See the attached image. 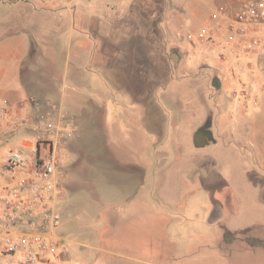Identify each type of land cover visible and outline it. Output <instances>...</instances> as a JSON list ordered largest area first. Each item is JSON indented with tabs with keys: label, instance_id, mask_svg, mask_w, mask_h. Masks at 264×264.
<instances>
[{
	"label": "crops",
	"instance_id": "crops-1",
	"mask_svg": "<svg viewBox=\"0 0 264 264\" xmlns=\"http://www.w3.org/2000/svg\"><path fill=\"white\" fill-rule=\"evenodd\" d=\"M3 1L16 3L19 0ZM115 1L116 6L108 4V11L103 19L79 17L74 27L81 32L73 42L76 40L78 53L92 49L90 63L97 65L107 76L114 77L115 70L118 67L123 68L119 58L123 50L121 46L126 45V59L129 65L127 78L135 93L119 92L116 98L103 93L105 100L102 106L105 113L103 125L106 127V142L113 150L118 163L126 170L124 182L122 181L124 186L135 187L136 181H139L138 192L135 194L147 190L144 183L145 178L149 176L151 163L149 155L144 151L145 138L139 127L147 129L148 125L144 120L147 121L151 117V112L155 120L157 111L153 98L156 92L153 87L157 82L166 81L165 83H170L172 87L162 96L170 105L169 125L176 133L173 138L176 147L180 149L186 145L197 152L209 153L208 163L214 166L215 160L211 158L216 157V149L224 141H231L241 148L229 156L241 160L245 179L264 191V142L261 138L252 141L249 138V124L252 123L250 111L261 108L264 97V48L247 52L240 42L241 37L237 33V24L233 17H219L217 20L209 17L201 28H216L222 39L233 32L236 34V42L217 45L200 37L201 28L197 33L189 32L185 35L180 32L176 37H185L189 45L185 48V55L177 53L179 60L176 63L171 57L168 59L159 53V46L161 50L172 48L174 44L181 48L176 40L171 38L172 44L163 36L166 35L163 20L169 1ZM226 1L232 13L237 12L241 6L240 0ZM157 11H160V15H157ZM217 11L218 9L214 14ZM28 14L24 19L25 24L21 23L23 17L21 19L17 16L5 23L0 22V43L22 32L30 34V62L37 63L36 57L40 56L41 47L44 46V51L48 53L41 55L43 64L39 70L44 72L45 76L30 69L27 72L26 69L25 78L31 75V80H25L19 90L15 89L11 96H8L6 105L15 107L32 98L52 100L61 104L66 117L75 124L74 137L64 151L63 168L68 176L66 190L73 189L72 172L76 171L69 167L73 162L69 150L71 147L77 148L74 143L77 127L63 99L69 89L80 91L84 87H91L93 77L87 78L80 64L74 65L72 70L69 67L71 63L60 70L54 67L57 63L53 52L54 39L62 25V20L56 13L33 11ZM188 35L193 36V41L188 39ZM209 56L216 58L218 67L211 65ZM76 58L79 63L83 60L82 54H78ZM183 58L188 66L194 65V68L185 71L184 77H175V71ZM201 67L207 68L210 74H215L217 87L211 102L210 98H207V101L204 99L205 92L198 87V77L203 75ZM242 90L248 93V97L240 94ZM58 96L59 101L55 100ZM70 98L73 99L72 95ZM208 117H212L215 141L197 147L194 145V134ZM159 127H162L161 123L158 126L155 124L151 129L149 127L148 131L155 136ZM82 156L83 154L79 155L80 158ZM181 159L182 156H178L177 160ZM224 167L225 171L221 174L214 173L210 177L209 174L205 176L197 173L192 179V184L185 181L190 186L206 189L210 199L206 204L207 214L203 222L207 231L202 233L204 235L199 232L187 233L181 222L177 229L182 237L185 235V243H181V246L171 238L170 230L175 232V229H172L175 222L173 217L158 212L153 203L136 198V195L135 198L126 196L119 203L108 206L98 202L99 211L95 222H92L93 225H89L87 217H77L74 213L75 206L68 201L61 209L63 219L60 226L75 224L77 233L69 232V237L58 236L62 239L60 264H264V223L257 220L251 225L237 229L229 225L228 217L238 213L240 196L228 179V166ZM66 168L70 170L67 172ZM186 199L187 195L183 196L181 208ZM86 239L93 242L91 248L95 251L88 260L78 258L71 249L64 246L68 243L86 247Z\"/></svg>",
	"mask_w": 264,
	"mask_h": 264
},
{
	"label": "rangeland",
	"instance_id": "rangeland-1",
	"mask_svg": "<svg viewBox=\"0 0 264 264\" xmlns=\"http://www.w3.org/2000/svg\"><path fill=\"white\" fill-rule=\"evenodd\" d=\"M168 1L166 17L163 20L166 35L163 34V36L166 37V40L168 38L172 44L171 38L181 45V48L178 44H174L172 48H163V50L159 46L160 55L163 54L168 59H170L171 53L174 51L180 55H185V48L189 45L185 37L183 39L176 37L178 33L182 32L185 35L189 32L197 33L201 26L204 25L205 20L213 16L215 10L220 7L229 8L226 0ZM19 2H26L27 4L23 5ZM140 2L143 3L142 1ZM108 4L109 6H116L117 2L115 0H52L50 4L46 5L41 0H19L16 3L0 0V22L2 23L17 16L21 17V19L23 17L21 23L25 24V17L27 18L28 13L33 11L56 13L57 17L62 20V25L54 39L53 52L57 62L54 67L60 70L71 63L69 67L72 70L74 65L80 64L86 73V77H93L91 87H84L80 91L69 89L63 99L64 105L76 122L77 135L74 143L77 148L71 147L69 150L70 156L73 157V162L69 167H72L71 170L76 171H71L74 178V188L65 191L62 205L59 207L62 215L63 211L61 208L69 201L75 206L76 211L74 213L77 217H87L89 225H93L92 222H95L96 214L99 211L98 202L108 206L119 203L126 196L134 197L135 193L138 192L139 182L136 181L135 187L134 185L124 186L126 170L122 164L118 163L113 150L108 147L105 133L106 127L103 125L105 115L102 111L105 100L103 93H107L113 98H116L119 92L135 93L127 78L129 76V65L126 59V45L121 46L123 50L119 58L123 68L118 67L115 70L116 76L114 77L107 76L99 70L97 65L90 63L92 49L78 53L75 45L76 40L73 42L81 32L74 27L77 19L81 16L89 19H103L108 11ZM157 15H160V11H157ZM30 37L31 35L27 32H22L21 34L10 36L0 43V101L5 104L8 102V96L15 89L19 90L25 80H31V75L25 78L26 69L27 72L30 69L45 76L44 72L42 73L39 70H41V64H43V56L41 55L46 48L43 49L44 46H40L41 54L36 57L37 63H31ZM78 54H82L83 60L80 63L76 58ZM209 58L213 67L219 66L215 57L209 56ZM28 62L31 64L26 65ZM192 68H194V65L188 66L186 59L183 58L174 75L175 77H184L185 71H189ZM201 71L203 75L201 77L200 74L198 77V87L204 90V99L210 98L209 102H211L214 97V89L217 87L214 79L215 74H210L207 68L204 67H201ZM165 82H157L155 87H153L156 92L153 98L157 111L155 120V116L151 112V117L147 121L144 120L148 125L147 129L139 127L140 133L145 138L143 147L145 153L149 155L151 167L149 176L145 178L146 183H144L147 185V190L139 191L136 198L153 203L158 212L167 213L173 217L175 222L172 224V229H175V232L173 233L170 230L171 238L181 246V243H185V240H183L185 235L182 237V234L177 231L181 222L184 224V230L187 233L199 232V234L204 235L202 233L207 231L203 222L206 220V204L210 199V194L206 189L190 186L185 181L192 184V179L197 173L205 176L209 174L210 177L214 173L221 174L225 171L224 166L227 165L228 179L240 196L237 207L238 213L235 216L229 215L230 217H228L230 227L233 229L243 228L257 220L264 223V191H261L258 186L252 185L249 180L245 179L244 174H242L243 165L241 160L233 159L229 156L232 152H238L241 147L231 141H224L216 149V157L211 158L215 160L214 166L208 163L209 158L207 156H209V153L197 152L196 149L188 148L186 145L180 149L176 147L173 140L176 133L169 125L171 121L170 105L162 96L171 90L172 85ZM71 95L73 99L70 98ZM40 97L43 99L47 98ZM55 100L59 101V96ZM41 101L45 102L47 100ZM249 117L250 121L252 120V123L249 124L250 140L261 138L264 142V97L262 98V107L257 110H251ZM153 120L157 126L160 123L162 125V127L157 129V135L155 136L148 131L149 127L151 129L155 125ZM29 137L22 133L17 135L12 146H9L5 152L11 148H19L20 142L31 139ZM251 141L250 144L252 145ZM80 154H83L81 158L79 157ZM178 156H182V159L177 160ZM224 160L227 161L224 162ZM69 170V168L65 169L67 172ZM185 195H187V199L181 208L180 204ZM84 208L86 213L83 214ZM69 232L77 233V226L75 224H63L56 229V233L60 237H69ZM84 243H86V247L68 243L64 246L68 247L69 250L71 249V252L78 258L88 260L95 254V251L91 248L93 242L86 239ZM8 261L11 262L10 260Z\"/></svg>",
	"mask_w": 264,
	"mask_h": 264
},
{
	"label": "built area",
	"instance_id": "built-area-1",
	"mask_svg": "<svg viewBox=\"0 0 264 264\" xmlns=\"http://www.w3.org/2000/svg\"><path fill=\"white\" fill-rule=\"evenodd\" d=\"M41 1L48 5L52 0ZM240 1L237 12L220 7L212 19L233 17L245 50L263 49L264 0ZM231 33L222 39L216 28L205 26L200 37L217 45L233 44L237 39ZM240 94L248 97L245 90ZM74 131L59 103L32 98L10 107L0 101V264L61 263L62 239L56 229L62 222L64 151ZM21 133L31 139L5 152Z\"/></svg>",
	"mask_w": 264,
	"mask_h": 264
},
{
	"label": "flooded vegetation",
	"instance_id": "flooded-vegetation-1",
	"mask_svg": "<svg viewBox=\"0 0 264 264\" xmlns=\"http://www.w3.org/2000/svg\"><path fill=\"white\" fill-rule=\"evenodd\" d=\"M171 58L176 61L179 60L177 52L174 51L171 53ZM215 138L213 136L212 132V117H208L207 120L196 130L194 134V143L197 147L205 146L210 144L211 142H214ZM68 176L64 172V177L62 180L63 185V192L59 200V207L62 205V200L64 198V194L66 191V183H67ZM62 209V208H61Z\"/></svg>",
	"mask_w": 264,
	"mask_h": 264
},
{
	"label": "water",
	"instance_id": "water-1",
	"mask_svg": "<svg viewBox=\"0 0 264 264\" xmlns=\"http://www.w3.org/2000/svg\"><path fill=\"white\" fill-rule=\"evenodd\" d=\"M178 62V60L176 59V63Z\"/></svg>",
	"mask_w": 264,
	"mask_h": 264
}]
</instances>
